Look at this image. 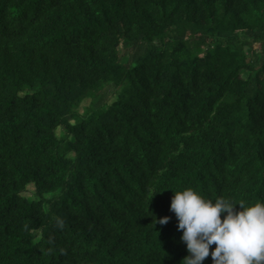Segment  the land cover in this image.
<instances>
[{"label": "trees", "instance_id": "16d2710c", "mask_svg": "<svg viewBox=\"0 0 264 264\" xmlns=\"http://www.w3.org/2000/svg\"><path fill=\"white\" fill-rule=\"evenodd\" d=\"M187 187L264 201V0H0V264H183Z\"/></svg>", "mask_w": 264, "mask_h": 264}, {"label": "clouds", "instance_id": "9594fccd", "mask_svg": "<svg viewBox=\"0 0 264 264\" xmlns=\"http://www.w3.org/2000/svg\"><path fill=\"white\" fill-rule=\"evenodd\" d=\"M172 192L170 211L189 253L183 264H203L209 255L212 264H264V201L246 205L223 196L212 200L191 187ZM170 220L165 216L156 222Z\"/></svg>", "mask_w": 264, "mask_h": 264}, {"label": "rangeland", "instance_id": "374dc122", "mask_svg": "<svg viewBox=\"0 0 264 264\" xmlns=\"http://www.w3.org/2000/svg\"><path fill=\"white\" fill-rule=\"evenodd\" d=\"M245 75H246V72L244 73V76H245ZM87 104H88V101L83 102V103L80 105V110H81V108L83 109Z\"/></svg>", "mask_w": 264, "mask_h": 264}]
</instances>
